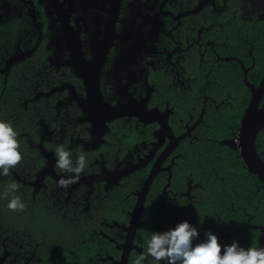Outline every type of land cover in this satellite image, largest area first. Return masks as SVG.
<instances>
[{
  "label": "flooded vegetation",
  "instance_id": "flooded-vegetation-1",
  "mask_svg": "<svg viewBox=\"0 0 264 264\" xmlns=\"http://www.w3.org/2000/svg\"><path fill=\"white\" fill-rule=\"evenodd\" d=\"M223 1L224 5L219 6L217 0H0V108L10 97V94L5 95L9 77L20 67L31 64V73L26 75L22 71L23 79L13 78L23 81L27 88L22 95H16L15 103L27 108L33 120L39 113L37 103L44 102L47 117L45 136L38 140L31 132H17L18 139L24 140L18 149L23 160L17 165L19 171L12 170V173L19 187H24L32 199L40 196L43 203L72 212L73 218L77 214L92 216L93 228H98L93 229V233L102 235L112 244V253L106 250L94 259L99 264H117L122 260L124 248L121 246L126 241L125 228L130 226L136 194L155 164L160 168L156 177L166 174L162 191L172 192L168 189L172 169L181 155L176 153L177 148L185 138L197 139L193 132L204 122L208 102L215 103L208 90L217 78L213 74L219 75L223 65L234 61L241 66L244 78L247 77L250 68L233 54L221 56L209 37L215 23L209 17L208 8L220 12L225 8L226 1ZM251 1H258V8L244 17V7ZM240 15L246 21L254 18L264 21V0H243ZM112 22L114 40L99 69L102 95L114 106L130 100H145L147 109L168 113L174 135L184 137L167 155L164 154L170 139L166 137L160 142L156 137L160 128L157 121L144 123L135 116L120 117L108 122L98 134L86 119L87 112L77 102L87 96L84 79L77 71V43L85 60L91 61L101 51ZM262 98L260 106H264ZM225 100L217 103V108ZM53 115L59 119L56 128L50 123ZM175 115L184 122L185 129L180 134L170 123ZM119 119L134 121L140 131L142 128L150 130L152 139L135 143L122 154V147L112 146L106 137L112 132L109 125ZM54 132L65 133L66 148L87 152L89 159L79 182L67 189L58 186L59 179L70 174L56 167L57 158L50 148ZM237 137L238 130L234 148ZM47 153L55 158V171L38 182L39 172L49 162ZM71 159L76 162L78 158ZM142 170H147V174L141 187L133 193L136 200L129 211L128 223L96 217L98 203L113 199L114 187L125 177ZM193 187L190 180L186 192L179 195L190 197ZM101 224L108 232L101 229ZM119 236L122 240H118ZM4 240L0 237V264H38L32 262L37 260L41 263L35 256V241L25 245ZM133 243L141 252L131 249L125 264H129L133 251L144 253L141 245ZM145 262L149 264L148 259Z\"/></svg>",
  "mask_w": 264,
  "mask_h": 264
},
{
  "label": "trees",
  "instance_id": "trees-1",
  "mask_svg": "<svg viewBox=\"0 0 264 264\" xmlns=\"http://www.w3.org/2000/svg\"><path fill=\"white\" fill-rule=\"evenodd\" d=\"M225 1V8L220 12L208 8L209 17L215 23L209 37L221 56L233 54L240 58L245 67L250 68L248 81L258 85L264 75V21L257 18L253 21L243 19L240 15L243 0ZM217 2L219 6L224 5L223 0ZM30 66L20 67L9 77L5 95L10 94V97L1 105L0 121L11 123L17 132H31L38 140L45 136L46 131L44 102L37 103L39 113L34 116V121L27 108L15 103L16 95H22L27 88L23 81L13 78L23 79L22 71L29 74ZM213 75L217 78L208 90L215 103L208 102L204 122L193 132L197 139L185 138L177 148L176 153L181 155L172 169L171 185L168 187L172 192L162 191L166 182V174L163 173L155 178L147 194L134 240L143 247L144 253L147 252L148 241L153 233L172 230L185 221L197 229L198 237L194 239L196 245L206 242V234L211 232L218 238L221 254L224 247L233 242L245 250L257 247L259 230L253 226L264 224V183L244 166L239 151L232 147L250 100V89L244 82L243 70L237 62L223 65L222 73ZM223 98H226V102L217 108L216 104ZM58 121L53 115L50 122L52 128L57 127ZM170 123L177 134L185 129L184 122L177 115L171 118ZM135 124L134 121L119 119L109 125L112 132L106 137L112 146L122 147V154L133 148L135 143L152 139L150 130L141 127L140 131ZM64 134L54 132L52 135L50 148L54 152L59 145L66 148L63 141H67L68 137L66 139ZM18 142L22 147L24 140L18 139ZM256 147L264 160V128L257 135ZM66 151L73 158H78L80 153L87 154L79 150ZM86 160L88 166L89 159ZM18 168L10 169L8 176H4L0 170V237L6 239L4 242L10 244L18 241L27 245L35 241V256L41 259V263L39 260L32 262L38 264H99L94 260L98 254L106 250L112 253V244L102 235L93 233V229L98 228H93L90 221L92 216L89 218L87 214H77L73 218L72 212L59 210L50 203L47 205L39 200L40 196L32 199L24 187L16 191L8 190L11 184L16 183L12 170L19 171ZM146 174L147 170H142L125 177L120 185L114 187L113 199L98 203L100 206L96 217L128 223L129 211L136 200L133 193L141 187ZM190 180L194 186L191 196L179 195L186 192ZM14 197H19L26 205L24 211L14 212L7 207ZM248 223L251 227L244 228ZM101 229L108 232L102 224ZM237 229L242 232L234 233ZM118 240L122 238L119 236ZM138 255L133 251L129 264H134ZM147 259L149 264H155L151 257Z\"/></svg>",
  "mask_w": 264,
  "mask_h": 264
},
{
  "label": "water",
  "instance_id": "water-1",
  "mask_svg": "<svg viewBox=\"0 0 264 264\" xmlns=\"http://www.w3.org/2000/svg\"><path fill=\"white\" fill-rule=\"evenodd\" d=\"M115 21V19H114ZM110 24L108 36L105 43L102 45V49L99 53H96L91 61H86L82 48L77 43V55H78V75L84 79L87 96L86 98L77 99L79 105L87 112L86 119L89 120L93 126V129L99 133L107 127V123L113 119L120 117H132L135 116L144 123L151 121H157L160 124V128L157 131L156 137L162 142L166 137L170 139V146L164 155L176 146L180 139L184 136L176 137L169 125L168 113H163L158 109L149 110L146 107V101L136 102L130 100L128 103L120 105H112L107 102L100 89V76L99 69L103 63L107 51L113 43L114 36V22ZM246 85L251 90V99L249 105L242 117L237 137L236 148L239 151L240 157L244 166L253 174H255L261 182L264 183V160L261 158L257 151L256 139L259 131L264 128V106H260L261 98L264 94V76L258 85H254L249 82L247 77L244 78ZM100 131V132H99ZM48 163L39 172L38 182H40L44 175L47 173L54 174L55 158L52 153L46 154ZM160 170L159 164H155L151 170L148 178L144 181L143 186L138 191L137 202L131 213L130 226L126 227L127 231L126 241L121 246L124 248V254L122 260L117 264H125L128 259V254L131 249L135 248L141 252V248L134 245V237L138 226V221L141 215V211L144 207L147 194L150 186L156 177L157 172ZM251 227L248 223L244 228ZM254 228L259 230L257 247H264V224L255 225ZM241 233L242 230H235L234 233ZM196 244L193 240V247Z\"/></svg>",
  "mask_w": 264,
  "mask_h": 264
},
{
  "label": "clouds",
  "instance_id": "clouds-1",
  "mask_svg": "<svg viewBox=\"0 0 264 264\" xmlns=\"http://www.w3.org/2000/svg\"><path fill=\"white\" fill-rule=\"evenodd\" d=\"M19 148L17 131L11 123L0 121V170L4 176H8L10 169L16 168L23 160ZM55 155L56 167L70 174L67 178L61 177L58 186L67 189L78 183L87 167L86 155L80 153L74 164L71 153L63 145L56 147ZM18 187V184L13 183L8 190L16 191ZM7 207L15 212L24 211L26 205L19 197H14ZM206 236V242L193 247V240L198 237V232L187 221L179 223L172 230L153 233L148 241L147 252L139 254L134 264H144L148 257L155 264H264V247H250L245 250L237 242H233L230 246H225L221 254L218 238L211 232Z\"/></svg>",
  "mask_w": 264,
  "mask_h": 264
},
{
  "label": "rangeland",
  "instance_id": "rangeland-1",
  "mask_svg": "<svg viewBox=\"0 0 264 264\" xmlns=\"http://www.w3.org/2000/svg\"><path fill=\"white\" fill-rule=\"evenodd\" d=\"M249 1V0H248ZM259 2H248L247 6L244 7L243 15L244 17H248L252 12H254L258 8Z\"/></svg>",
  "mask_w": 264,
  "mask_h": 264
}]
</instances>
